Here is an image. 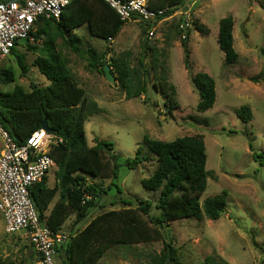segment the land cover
<instances>
[{
  "label": "rangeland",
  "instance_id": "obj_1",
  "mask_svg": "<svg viewBox=\"0 0 264 264\" xmlns=\"http://www.w3.org/2000/svg\"><path fill=\"white\" fill-rule=\"evenodd\" d=\"M190 2L189 27L184 33L180 29L184 16L180 12L156 23L152 36L148 35L151 29H144L138 21L127 22L112 42L90 37L86 25L72 32L82 49L103 57V62L121 61L120 65L130 74L133 92L139 84L147 83V93L137 98L127 99L118 81L108 82L100 70L90 68L61 39L55 41V50L66 60L87 102L98 108V113L84 124L87 145L94 146L95 138L110 142L120 165L113 183L110 178L96 182L106 189V195L97 200L96 207L89 210L73 233L101 212L127 208L121 200L132 202V208L136 207L137 199L150 202V217L159 215L154 207L159 193L143 188L140 183L154 171V160L135 170L124 166L139 149L141 154L149 155L143 147L144 136L160 141L201 136L205 144V169L213 176L207 179L199 202L220 197L226 205V213L216 221L204 216L200 221L175 220L165 229L169 234L165 240L114 246L96 264H156L169 239L176 261L168 264H204L208 258L212 264H264V0ZM228 17L234 21L233 49L238 55L233 65L224 64L223 53L216 43L219 21ZM193 22L203 25L208 34L201 36ZM183 34L188 39L191 74L204 72L215 83V103L205 112L196 109L198 94L184 68ZM42 43L43 40L35 45L40 47ZM15 52L24 56L27 72L21 74L12 56L0 59V70L11 71L14 76L13 83L0 85V92H11L14 86L25 92H30L33 85L45 87L48 81L34 65L37 55L26 50L24 41L18 42ZM251 77L257 78V83L250 81ZM163 79L176 105L171 111L158 90ZM245 105L252 112L247 123L236 115ZM104 159L108 160L107 156ZM56 171V167L48 171V187L54 186ZM73 220L71 215L61 230L66 235L70 234ZM37 258L28 238L5 233L0 214V259L36 264Z\"/></svg>",
  "mask_w": 264,
  "mask_h": 264
},
{
  "label": "trees",
  "instance_id": "obj_2",
  "mask_svg": "<svg viewBox=\"0 0 264 264\" xmlns=\"http://www.w3.org/2000/svg\"><path fill=\"white\" fill-rule=\"evenodd\" d=\"M147 3L149 9L169 11L151 24H143L144 29L174 12L189 10L191 5L190 0H147ZM126 23L103 0H71L58 22L38 20L31 34L32 43L24 40L26 50L37 55L34 65L48 84L45 87L33 85L30 92H25L20 86H14L11 92H0V124L17 145H23L33 132L41 128L43 121H46L51 132L63 139L61 145L49 152L57 168L54 186L49 188L47 177H44L29 190L39 221L53 231H61L68 218L74 216L69 240L56 249V264H96L114 246L165 240L169 237L165 229L175 220L194 218L200 221L204 216L216 221L226 213V205L220 197L205 199L201 204L199 202L207 179L213 176L205 169V144L201 136H184L172 141L144 136L143 147L149 155L141 154L139 149L134 158L124 162V166L128 170H135L141 164L154 160V171L140 183L143 188L159 193L154 205L159 215L150 217V202L137 199L136 207L132 208V202L121 200L127 208L101 212L73 233L87 218L89 210L96 207L97 200L106 195V189L100 188L96 182L110 178L113 183L120 165L110 142L95 138L94 146L87 145L84 124L89 117L98 113V108L95 103L87 102L85 92L77 85L66 60L55 50V41L61 39L64 46L103 75V68L108 65L127 99L137 98L147 93V83L139 84L133 92L130 74L125 66L120 65L121 61L111 59L110 64L103 62V57L100 59L93 51L90 53L82 49L79 40L72 35L76 28L86 25L90 37L109 42L108 39H115ZM193 26L201 36L208 34L203 25L193 22ZM233 26L231 17L219 21L216 43L223 53L225 65H233L238 59L233 49ZM42 40L40 47L35 45ZM181 46L184 68L199 98L196 109L205 112L215 103V83L204 72L191 74L187 37L182 39ZM9 56L14 57L24 75L27 72L24 56L18 55L15 48ZM249 80L257 83V78L251 77ZM13 82L11 71L0 70V85ZM162 82L158 90L166 98L171 111L176 105L167 93L164 79ZM236 115L245 123L252 119L251 109L247 105L240 107ZM171 241L165 242L156 264L175 263ZM0 264L20 263L0 259ZM204 264H212L211 259H206Z\"/></svg>",
  "mask_w": 264,
  "mask_h": 264
},
{
  "label": "built area",
  "instance_id": "obj_3",
  "mask_svg": "<svg viewBox=\"0 0 264 264\" xmlns=\"http://www.w3.org/2000/svg\"><path fill=\"white\" fill-rule=\"evenodd\" d=\"M70 1L0 0V59L8 57L19 41L32 43L31 34L38 20L58 22ZM103 1L123 22L151 24L169 11L149 9L147 0ZM179 14L184 16L180 25L184 33L189 27L188 10ZM153 27L148 28L151 29L149 36L153 35ZM185 37L183 34L182 39ZM62 143L61 137L40 128L23 145H17L0 124V214L4 231L7 235L22 234L29 239L38 257L36 264H56V249L69 240V235L41 224L29 194V190L55 167L49 152Z\"/></svg>",
  "mask_w": 264,
  "mask_h": 264
},
{
  "label": "water",
  "instance_id": "obj_4",
  "mask_svg": "<svg viewBox=\"0 0 264 264\" xmlns=\"http://www.w3.org/2000/svg\"><path fill=\"white\" fill-rule=\"evenodd\" d=\"M103 72H104L105 79L108 82H112L113 83L115 81L113 75L110 72V67L108 65L104 66ZM41 128L43 130H46L47 132H51L50 129L48 128L47 124H46V121H43V123L41 125Z\"/></svg>",
  "mask_w": 264,
  "mask_h": 264
},
{
  "label": "crops",
  "instance_id": "obj_5",
  "mask_svg": "<svg viewBox=\"0 0 264 264\" xmlns=\"http://www.w3.org/2000/svg\"><path fill=\"white\" fill-rule=\"evenodd\" d=\"M48 186V185H47ZM49 188H52V187H49ZM52 207V205L50 206V208Z\"/></svg>",
  "mask_w": 264,
  "mask_h": 264
}]
</instances>
